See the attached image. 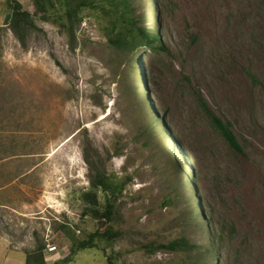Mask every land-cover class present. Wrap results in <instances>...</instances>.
I'll list each match as a JSON object with an SVG mask.
<instances>
[{"label":"rangeland","instance_id":"obj_1","mask_svg":"<svg viewBox=\"0 0 264 264\" xmlns=\"http://www.w3.org/2000/svg\"><path fill=\"white\" fill-rule=\"evenodd\" d=\"M133 4L151 31L158 23L166 50L141 49L131 62L106 44L99 12H85L72 40L36 17L22 46L0 0V264H24L33 231L49 242L55 221L94 228L79 199L85 137L110 156L109 169L130 176L115 213L122 236L64 264H106L105 254L117 264H188L198 249L139 247L179 236L212 249L209 264H264V0ZM198 95L230 122L243 154L212 128ZM145 115L157 135L143 131ZM52 250L48 264L67 253Z\"/></svg>","mask_w":264,"mask_h":264},{"label":"trees","instance_id":"obj_2","mask_svg":"<svg viewBox=\"0 0 264 264\" xmlns=\"http://www.w3.org/2000/svg\"><path fill=\"white\" fill-rule=\"evenodd\" d=\"M28 1L32 6L31 10L25 9L18 0H5L8 12L4 17V27L10 29L22 46H25L27 33L36 28V17L42 21L56 24L60 30L67 34L69 40H72L75 29L86 16L85 12L91 11L100 14L98 17L103 21L101 31L106 44L113 50L122 52L127 60L131 62L135 60L141 49L156 53L166 50L158 35V23L155 22L153 31L144 25L142 18L136 13V7L133 4L135 0ZM128 74L131 75L132 71L129 70ZM128 91L134 96L135 103L141 106L140 97L135 92V88L130 86ZM197 101L212 128L222 136L233 151L243 154L242 146L238 143L230 122L224 121L212 113L200 95L197 96ZM145 116L147 121L143 131L149 135L152 133L157 135L155 129L150 126L148 116ZM161 120V117H157L159 123ZM0 147V152H7L1 138ZM81 148L83 159L88 167L89 181L88 185L79 192V199L82 202L81 216L89 217L94 222V228L91 230L79 229L78 223H73L66 218L55 221L49 242L54 243L55 248H67V253L60 257L59 261H55V264L70 262L78 251L84 249L101 248L104 250L106 247H111L122 236V231L115 224V213L117 201L130 180V176L120 175L118 172L109 169L107 160L110 159V156H103L88 138L83 139ZM193 189L195 188L193 187ZM80 230L83 233L81 235L77 233ZM33 236V246L24 252V264H48L45 260L47 245L49 244L48 239L40 237L37 230L33 231ZM139 247L146 253H155L156 251L189 252L198 249L196 254L192 256L193 261L188 264H200V261L204 259L206 260L204 264H209V258L213 254L212 249L208 248L201 252L202 247L200 245L190 242L188 238L183 236L175 237L166 242L151 240L139 245ZM103 252L105 253V251ZM105 260L106 264H117L114 255L105 254Z\"/></svg>","mask_w":264,"mask_h":264},{"label":"built area","instance_id":"obj_3","mask_svg":"<svg viewBox=\"0 0 264 264\" xmlns=\"http://www.w3.org/2000/svg\"><path fill=\"white\" fill-rule=\"evenodd\" d=\"M52 249H56L55 246H53ZM52 249H50V245H47V250H48V251H53Z\"/></svg>","mask_w":264,"mask_h":264}]
</instances>
